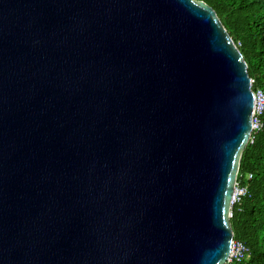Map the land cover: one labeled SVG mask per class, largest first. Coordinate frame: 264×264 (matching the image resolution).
<instances>
[{
  "label": "water",
  "instance_id": "obj_1",
  "mask_svg": "<svg viewBox=\"0 0 264 264\" xmlns=\"http://www.w3.org/2000/svg\"><path fill=\"white\" fill-rule=\"evenodd\" d=\"M248 65L194 0H0V264H223Z\"/></svg>",
  "mask_w": 264,
  "mask_h": 264
},
{
  "label": "trees",
  "instance_id": "obj_2",
  "mask_svg": "<svg viewBox=\"0 0 264 264\" xmlns=\"http://www.w3.org/2000/svg\"><path fill=\"white\" fill-rule=\"evenodd\" d=\"M212 7L248 65L254 91L264 92V0H194ZM255 140L242 151L237 180L247 188L230 220L234 241L246 248L234 264H264V114ZM251 175V178L248 176Z\"/></svg>",
  "mask_w": 264,
  "mask_h": 264
},
{
  "label": "built area",
  "instance_id": "obj_3",
  "mask_svg": "<svg viewBox=\"0 0 264 264\" xmlns=\"http://www.w3.org/2000/svg\"><path fill=\"white\" fill-rule=\"evenodd\" d=\"M254 111L252 115V130L248 144H252L255 140L254 133L262 128L261 116L264 114V92L262 90L254 91ZM251 178V175L248 176ZM247 194V188L240 185L238 180L234 184V193L230 203V219L233 217V206L241 200V197ZM246 248L234 240L231 243V251L228 259L223 264H234L235 260H240L244 256Z\"/></svg>",
  "mask_w": 264,
  "mask_h": 264
},
{
  "label": "clouds",
  "instance_id": "obj_4",
  "mask_svg": "<svg viewBox=\"0 0 264 264\" xmlns=\"http://www.w3.org/2000/svg\"><path fill=\"white\" fill-rule=\"evenodd\" d=\"M238 176V175H237ZM231 220V219H230ZM234 240V239H233Z\"/></svg>",
  "mask_w": 264,
  "mask_h": 264
}]
</instances>
